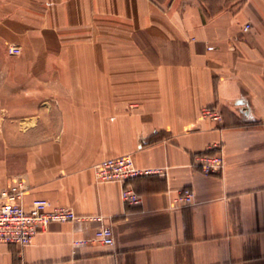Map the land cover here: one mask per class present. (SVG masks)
<instances>
[{"label":"crops","instance_id":"crops-1","mask_svg":"<svg viewBox=\"0 0 264 264\" xmlns=\"http://www.w3.org/2000/svg\"><path fill=\"white\" fill-rule=\"evenodd\" d=\"M121 156L164 171L128 182L140 205L96 182ZM17 181L78 221L0 264H264V0H0V190ZM183 189L195 204L172 208Z\"/></svg>","mask_w":264,"mask_h":264},{"label":"built area","instance_id":"built-area-1","mask_svg":"<svg viewBox=\"0 0 264 264\" xmlns=\"http://www.w3.org/2000/svg\"><path fill=\"white\" fill-rule=\"evenodd\" d=\"M250 29L249 25L243 27V32ZM10 54H18L16 48L9 49ZM202 116L219 122L220 114L210 108L202 111ZM194 156L193 166L202 174L211 176L220 174L224 166L221 148L216 147ZM94 175L97 183H118L122 185L120 197L124 204L137 206L142 203V198L128 182L153 175H162V169H140L134 165L130 156H121L107 159L94 166ZM26 194L22 181L11 184L8 188L0 190V244L14 245L21 248L29 246L39 232L44 231L51 223H67L78 221L74 211L65 207H54L48 201L33 200L28 206L24 204ZM172 208H187L195 204V196L190 189L181 190L171 202ZM101 225L95 231L92 242L113 246L114 237L110 226L104 225L102 219H97ZM83 240L74 241L73 248L77 249L86 245Z\"/></svg>","mask_w":264,"mask_h":264}]
</instances>
